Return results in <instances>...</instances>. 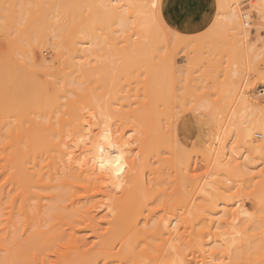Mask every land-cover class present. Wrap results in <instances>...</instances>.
<instances>
[{
	"label": "rangeland",
	"instance_id": "rangeland-1",
	"mask_svg": "<svg viewBox=\"0 0 264 264\" xmlns=\"http://www.w3.org/2000/svg\"><path fill=\"white\" fill-rule=\"evenodd\" d=\"M100 1L102 3L106 1L107 6L103 3L104 7L101 9ZM107 7L108 9L105 10ZM244 11L250 15V26H245L242 22L241 16ZM235 13L237 16H233ZM62 16H71L70 19L73 22L72 27L67 32L69 41L74 45L70 49L65 46L64 38L57 31L58 27H61L63 23ZM113 17L116 23L113 21ZM94 22L96 24H92ZM119 24L121 25L119 26ZM141 24L143 26L142 29L140 27ZM129 38L131 41H129ZM15 41L18 42L19 49L15 48ZM140 52L141 54L146 53L145 56L144 54L141 55ZM129 54L130 56H128ZM31 55L33 65L29 63ZM132 59H134L133 62ZM44 63L47 66H52L51 69L46 71L48 75H45L43 70L39 69L40 65ZM129 63L132 67L129 66ZM16 64H25L27 66L28 71L21 78H18L17 81L25 91H29L34 85L36 86V91L40 93V96L42 95L40 97L41 103L36 104V106L40 104L39 107L35 106L36 108H32L31 106L30 108L27 105V108L25 106L26 103H23V99H21L24 93L18 98L14 97L16 77L12 75L11 70ZM139 67L141 70L138 69ZM70 70H73L72 82L74 80V84L71 85L72 94L64 93L65 90H62L63 85L60 80V77L70 72ZM141 78L142 80H140ZM53 82L58 85L56 87L59 89L54 90ZM101 88L102 90H100ZM64 94L67 96H64ZM61 95L65 98H70L71 104L68 105V99L62 98ZM16 98L17 100L15 101ZM51 98L57 99V102L54 103L55 105H52ZM167 99L169 100L167 101ZM244 105L246 106L244 107ZM222 108L226 113L221 110ZM48 110H52V119L48 116ZM88 111L89 113H87ZM21 112L24 115L26 114L25 117ZM162 113L163 115H161ZM253 113L255 115L259 114L258 116L263 113L260 117L264 118V0H0V131H9L15 124L20 127H29L31 125L30 120H34L41 124L44 122L43 126L46 125L45 127L58 125L63 127L65 125L63 127L65 129L74 126L86 128L93 137L102 133L100 132L101 129H110L107 131L113 136L112 139L114 141L122 139V142L124 140L122 143L126 142L125 144L133 153H130L132 156L136 154L138 156L139 153V160L143 161L146 158L145 161L141 162L143 184L140 189V198L143 200L142 196L145 197L143 201L141 200L143 209L141 227L143 229L148 228L149 223L158 222L163 218L175 226L170 227L171 229L169 228V233L158 231L157 233L155 232L151 239H148L155 254L159 252L157 255L176 254L190 260L203 257L207 260L215 259V264H229V258H232V256L246 257L251 255L252 251L248 250L250 247H247L248 245L244 239H240L238 236L242 234L245 237L244 232L246 234L250 233L249 229H251L250 227L253 223L259 222L258 224L262 225L264 223V202L260 198V191H264V171H262L264 170V159H252L244 150H238L236 151L237 154L234 153L235 155H233L232 150L236 140L230 138V142L227 132H230L229 130H232V128L247 126V124L244 126V121H249L254 116ZM60 117L63 119L61 120ZM239 122H243L241 123L243 126ZM51 123L53 124L51 125ZM229 126H232V128ZM138 128H140L139 131ZM253 138L255 142H259L263 139V135L261 132L255 131L253 132ZM217 140H220V143ZM153 144L155 146L151 147ZM149 146L150 148H148ZM156 146H160L156 151L159 150L157 153H162V155H158L153 151ZM143 148L149 149L150 152L145 149L146 151L143 153ZM179 148H182V150L186 148L187 150H184L183 156L188 157L186 159L188 161L183 159V157V161L182 159V162L180 161L184 166L176 160L175 153ZM228 150L232 152H228ZM203 153H205V156ZM223 154L225 157H221ZM218 155L226 164L223 160H219ZM141 156L144 158L142 159ZM150 156H152L151 159ZM157 160L161 161L158 162ZM216 160L222 162V165L220 163L219 166ZM167 162L169 164L172 163L169 165ZM186 162L189 163V166ZM143 163H145V166H143ZM184 163L187 165L186 169H183V167L185 168ZM223 163L224 165L233 163L231 164L232 166L244 164L247 173L245 172L243 176L236 178L240 180L236 181L235 178H230L225 171H218L221 166H224ZM147 164L153 166L155 170L151 169ZM213 166L216 167L214 170ZM153 170L154 172L152 173ZM213 176L215 178L217 176L214 181ZM152 177L156 179L155 182ZM220 178L222 181L218 183L217 180H220ZM147 181L150 183L147 184ZM220 182H225L224 185H229L228 189L230 188L233 191L230 190L231 192L225 193L220 187ZM146 185L149 186L147 187ZM216 185L218 186L216 187ZM201 186H203V190ZM149 187H151L152 191ZM214 192L223 194V197L219 199L215 196L216 193L212 194ZM157 198H160V202ZM208 200L213 203L210 201L208 203ZM150 202L151 206L149 205ZM42 204H47V201H43ZM201 204H204L203 207H205L202 217L198 215L200 213L198 207H202ZM209 204L210 206L208 207ZM212 206L213 208H211ZM260 206L263 207H261L263 209L262 213ZM100 208L97 211L95 210L92 215L94 219L101 220L104 217L105 208L104 206H100ZM240 208H242L241 210L244 209V211H241ZM193 209H195L194 212L196 213L193 212ZM6 211H0V235H3L8 230L4 223L7 218ZM243 212L246 214H243ZM146 213L151 218H148ZM157 214L159 216L155 217ZM256 214L258 217H256ZM197 217L201 219L198 218L197 220ZM250 217L253 220L249 219ZM147 219L151 221L149 220L148 223ZM239 222L242 223L240 224ZM183 223L184 226L182 225ZM169 226H171L170 223ZM233 227L236 228L235 231L238 230V233L241 232L239 235L237 234L238 236L234 234ZM246 227H249V229H245ZM26 229L33 234L37 232L47 233L46 237L51 239L54 248L52 251L45 253V263L55 264L56 255L53 251L59 244L55 240L57 236L55 230L51 229L50 226H45L43 222L39 224V222L32 221L28 226H23L20 222H17L15 226L9 228V231L13 232L18 238L20 236L24 238ZM240 229L242 230L240 231ZM170 232L171 235H169ZM79 235L84 239L87 248H90L95 243L96 239L89 230H81ZM181 235L183 236L181 237ZM151 241H153L154 246ZM236 242H238L239 246ZM181 243L183 245H180ZM2 246L3 244L0 242V247ZM27 248L25 245V247L16 249L20 254L16 255L19 260L14 264H24V256L25 262L30 261L31 264H42L36 258V249L30 248L29 251L31 253L28 255L26 254ZM42 258L44 260L43 255Z\"/></svg>",
	"mask_w": 264,
	"mask_h": 264
},
{
	"label": "bare ground",
	"instance_id": "bare-ground-1",
	"mask_svg": "<svg viewBox=\"0 0 264 264\" xmlns=\"http://www.w3.org/2000/svg\"><path fill=\"white\" fill-rule=\"evenodd\" d=\"M102 1H104V0H102ZM100 3L101 4H99V5L101 6V9L104 7L103 6V3H105V6H107L106 1L103 2V3L100 1ZM106 9H108V7L105 8V10ZM233 16H237L236 13L233 14ZM93 17H95V16H93ZM96 17H98V16H96ZM150 17H152V16H150ZM70 18H71V16H62L61 19L63 21L62 20L61 21L63 23L61 24V27L60 26L59 27L56 26V27H58L57 31H59V34L64 38V44H65V46L67 48H69V49L74 46L73 43L69 41V36L67 34L68 30L70 29V27H72V24H73L72 19H70ZM139 18H140V16H139ZM95 20H97V19H95ZM113 21H115L114 20V17H113ZM115 23H116V21H115ZM125 23H126V21H125ZM92 24H96V23L94 22ZM120 25L121 24H119V26ZM125 25H127V24H125ZM237 25H239V24H237ZM140 27L142 29V27H143L142 24H141ZM148 27H149V25H148ZM151 28H152V26H151ZM238 28H240V27H238ZM136 29H137V27H136ZM55 30H56V28H55ZM133 31H135V30H133ZM87 34H88V32H87ZM150 34H149V36L151 37ZM134 36H135V34H134ZM130 38H129V41H131ZM142 39H144V38H142ZM80 44H78V45H80ZM140 45H142V44H140ZM14 46H15L16 49H19L18 48L19 47L18 42L15 41L14 42ZM55 47L57 48L56 45H55ZM137 47H138V45H137ZM130 48H131V45H130ZM90 50H92V49H90ZM132 50L134 51V49H132ZM154 50H156V49H154ZM134 53H136V52H134ZM140 54H141V52H140ZM143 54L145 56L146 53H143ZM143 54H141V55H143ZM128 56H130V54ZM133 60L134 59H132V62H133ZM29 63L32 64V65L34 64L33 63V59H32V55L29 57ZM129 66L132 67L130 63H129ZM51 67L52 66H47L44 63V64L40 65V68L39 69L40 70L42 69L43 70V73L45 75H48V73L46 71H48L49 69H51ZM138 69H140V67ZM27 71H28V68H27V66L25 64L24 65L16 64L15 66L12 67V70H11L12 75H14L16 77V81H15L16 83H15V87H14L15 90L13 89L14 90V93L13 94H15L14 97H17L18 98V96H20L22 93H24V96H22L21 99H23V103H26L25 106L27 107V105H28V106H30V108H31V106H32V108H36V107H39L40 106V104L38 106H36V104L37 103H41L40 97H42V95L40 96V93L36 91V86L34 85V87L33 88L31 87L29 89V91L28 90L25 91V89H22L20 87V85L18 84V81H17L18 78H21V76L23 74H25ZM126 71H127V69H126ZM72 74H73V70H70V72L63 74L62 77H60L61 83L63 85V88L62 87L61 88H62V90H65L64 93H66V92L69 93V94H72L73 93V90L71 88V85L74 84L73 83L74 80L72 82V77H73ZM103 76H104V74H103ZM147 77H148V75H147ZM100 79H101V77H100ZM140 80H142V78ZM54 82L52 83L54 90L59 89L58 87H56L58 85H56ZM58 83H59V81H58ZM123 84H125V83H123ZM137 85H139V84H137ZM143 85H144V83H143ZM148 85H149V83H148ZM153 89H154V87H153ZM100 90H102V88ZM118 90H119V88H118ZM142 92H144V91H142ZM164 92H162V93H164ZM216 92H217V90H216ZM218 92H219V90H218ZM226 92H227V90H226ZM61 93H63V92H61ZM74 93H75V91H74ZM129 93H131V92H129ZM164 94H166V93H164ZM214 94H215V92H214ZM65 95L66 94H64V96ZM134 95H136V94H134ZM147 95H148V93H147ZM64 96H62V98H65ZM227 97L229 98V96H227ZM17 98L15 99V101L17 100ZM65 99L67 100L68 98H65ZM69 99L67 101L68 105L71 104V102L69 101ZM138 99H139V97H138ZM151 99H152V97H151ZM153 100L155 101V99H153ZM168 100L169 99H167V101ZM184 100H186V99H184ZM243 100H244V97H243ZM127 101H128V99H127ZM130 101H131V103H133L132 100H130ZM51 102H52V105H55L54 103L57 102V99L51 98ZM85 102H84V104H85ZM245 106L246 105H244V107ZM70 107H72V105H70ZM89 107H90V104H89ZM160 107H162V106H160ZM216 107H217V105H216ZM92 108H93V106H92ZM97 108H100V107H97ZM169 108H171V107H169ZM184 108H186V107H184ZM248 108H249V106H248ZM199 109H200V107H199ZM91 110H93V109H91ZM221 110L223 112H225L223 110V108ZM50 111H51V115H50ZM50 111H49V115L48 116H50V119H52L53 118L52 117V115H53L52 114V110H50ZM149 111H150V109H149ZM216 111H217V109H216ZM243 111H245V110H243ZM160 112H162V111H160ZM87 113H89V111ZM101 113H102V111H101ZM218 113H220V112H218ZM21 114H23V113L21 112ZM256 114H258V113H256ZM262 114L263 113H260V116H262ZM25 115H24V117H25ZM161 115H163V113ZM253 115L254 116L249 121H247V122L244 121V126H245V124H247V126H245V127L232 128V126H229V127L232 128V130H229L230 132H227L228 133V138L229 139L231 138L233 140H236V142H234L235 143V146H234L233 150L231 149L233 151V155L237 154L236 151H238V150H244V152H246L249 156H251L252 159H264V118L258 116L259 114L258 115H255V113H253ZM71 116H74V115H71ZM216 116H217V114H216ZM231 116H232V114H231ZM24 117H23V119L25 120ZM83 117H84V115H83ZM159 117L161 119V116L160 115H159ZM224 117H225V115H224ZM239 117H240V115H239ZM120 118H122V117H120ZM60 119H61V117H60ZM102 119H103V117H102ZM233 119H234V116H233ZM88 120H89V118H88ZM30 121H31L30 122L31 125H29V127H20V126H17L15 124V126L12 127V128H10L9 131H0V211L3 212L5 210H7L6 211L7 218L4 220V223L6 224L5 227L7 226V229H8L6 232L3 233V235H0V242H1V244H3V246L0 247V264H14L17 260H19V258H17L16 255L20 254L18 251H16V249L25 247V245H26V247H28L26 254L29 255V253H31V251H29L30 248L31 249H34L35 248L36 251H37L36 258H38L41 261L42 264H46L45 263V256H46L45 253L47 251H49V252L52 251L53 248H54V246H52L51 239L49 237H46V234L47 233H45V232H42V233L41 232H37V233L33 234V233H29L28 230L26 229V234H24L25 237L23 238V236H20L18 238V237H16V235L13 232H10L9 231V228L11 226H15L17 224V222H20L21 225H23V226L24 225L28 226L32 221H35L36 223L39 222V224H41V222H43V224L45 226H50L51 229L55 230V232L57 233V236L55 237V240L58 241L59 244L57 245V247L53 251V253L56 255L55 264H215V259L214 260L213 259L207 260L206 258H203V257L201 258L200 257L198 259L197 258L196 259L193 258V260H190V259H187V258H185L183 256L176 255V254L175 255H173V254L172 255H167V256H162L161 254L160 255H157V254H159V252L155 254L154 250L150 246V241H148V239L149 238L151 239V237H153V235L155 234V232L157 233L158 231L159 232H162V233H164V232L167 233L168 230H169V228L172 227V226H174V224L171 223V222H169L168 220H166L164 218L161 219V220H159L158 222H155V221L153 223L151 222L152 223L151 224V223H149V220L150 219L149 220L147 219L148 220V223L150 224V225H148L149 227L147 225L146 226L148 228H144L143 229V227H141V220H142V216H143L142 215L143 214V211H142L143 209L141 207V200L142 199L140 198V189H141V186L143 184L142 183L143 182L142 181L143 179L141 178V169H143V167L141 168V162L145 161L146 158L143 159L144 157L141 156L142 159H143V161L142 160H139V153H138V156H137V154L132 156L133 153H132V151H130L131 149L128 148L127 145L125 144L126 142L125 143H122L124 140L121 142L122 139L120 141H114L112 139L113 136H111L110 133L107 131V130H110V129H107V130H105V129L102 130L101 129L100 132H102V133H100L99 135L97 134L98 136L95 135L96 137H93V136H91L90 132L86 128L84 129V128H81V127H78V126L77 127L74 126V127H71V128L67 127V129H65V128H63L65 125L63 127L61 125H58V126H54L53 125L54 127H57V128H54V127H51V126L45 127L46 125L43 126L44 122H42V121H41L42 124L40 122H37V121H34V120H30ZM48 121H49V119H48ZM162 121H163V119H162ZM234 121L236 122V120H234ZM23 123H24V121H23ZM239 123L241 124L243 122H239ZM25 124H26V122H25ZM48 124L50 125V123H48ZM52 124L53 123H51V125ZM54 124H55V122H54ZM108 124H110V123H108ZM165 124H166V122H165ZM234 124H236V123H234ZM234 124H233V126H234ZM26 125H28V124H26ZM241 125L243 126V124H241ZM135 126H137V125H135ZM58 127H60V128H58ZM162 127L164 128V126H162ZM219 127H221V126H219ZM139 129L140 128H138V131H139ZM255 131L256 132L259 131L263 135V139L261 141H259V142H255L253 140L254 139L253 138V132H255ZM170 135H171V133H170ZM163 136H164V132H163ZM224 138H226V137H224ZM231 139H230V142H231ZM248 140H249V142H248ZM217 141L219 142L220 140H217ZM211 145H213V144H211ZM220 145H223V144H220ZM128 146H130V145H128ZM152 146H155V145L153 144V145H151V147ZM172 146H173V144H172ZM136 148H138V147H136ZM148 148H150V146ZM158 148H160V146L159 147L156 146V148L153 151L157 153L159 151V150L156 151ZM145 149H147V148H145ZM145 149H144L143 153H145V151H146ZM224 149H225V147H224ZM226 149H227V147H226ZM147 150H148V152H150L149 149H147ZM184 150L187 151L186 148H184L183 150H182V148H179V150H177V151L175 149V151H176V153H175L176 160L178 161L179 164H181L180 161H181L182 157L185 160L188 158V157H184L183 156ZM210 150L212 151V149H210ZM231 150H228V152L231 151ZM140 151H142V149H140ZM153 151H151V153L153 155H155V153ZM219 151H220V148H219ZM135 152H139V151H135ZM130 153H132V154H130ZM140 153H142V152H140ZM151 153L150 154L148 153V154L149 155H152ZM171 153H173V152H171ZM160 154L162 155V153H159L158 155H160ZM164 154H166V153H164ZM219 154H220V152H219ZM203 155L205 156V153H203ZM220 155H222V154H220ZM220 155H218L219 156V160H221ZM225 155H226V153H225ZM225 155L223 154V156H221V157H225ZM214 156H215V154H214ZM146 157H147V155H146ZM151 157L152 156H150V159H151ZM206 157H207V155H206ZM230 158H232V157H230ZM171 159H172V156H171ZM183 159H182V161H183ZM154 160H156V159H154ZM230 160H232V159H230ZM159 161H161V160H159ZM186 161H188V160H186ZM216 161H217L218 165L220 163L222 165V162H219L218 160H216ZM147 162H148V160H147ZM223 162L225 163L224 160H223ZM231 162H233V161H231ZM234 162H235V160H234ZM164 163H166V162H164ZM171 163L170 164L168 163V164L171 165ZM187 163L188 162H186V164ZM224 163H223V165H224ZM186 164H185V168L183 167L184 165L181 164V165H183L182 166L183 169H186V166H187ZM231 164H233V163H231ZM231 164H227V165L221 166L219 169L218 168L217 169H218V171L219 170L225 171L226 174L230 178H232V179L233 178L236 179V178H239V177H241V176L244 175V173L246 172V168H245L244 164H240L239 163L240 165H235V166H232ZM147 165L150 166V164H147ZM210 165H212V164H210ZM143 166H145V163H143ZM163 166H165V165H163ZM188 166H189V163H188ZM144 168L147 170L146 167H144ZM150 168L151 169H154L153 166H150ZM214 168H216V167L213 166V170H214ZM144 170H142V171H144ZM154 170L152 171V173L154 172ZM209 171H210V169H209ZM262 171H264V170H262ZM149 172H151V171H149ZM187 175H189V174H187ZM216 175H217V173H216ZM159 176H160V174H159ZM219 176H220V174H219ZM221 176H223V175H221ZM216 178H217V176H216ZM216 178L215 177H214V179L212 178L213 181L216 180ZM152 179H153V177H152ZM153 180L155 182L156 179H153ZM238 180L239 179H236V181H238ZM248 180H249V178H248ZM252 180H254V179H252ZM217 181L219 183V181H222V179L220 178V180H217ZM245 181H247V180L245 179ZM148 183H150V182L147 181V184ZM220 183H221L220 184L221 186L220 185L219 186L223 189V191L225 193L226 192H229L230 190H232L230 188L228 189V187H230L229 185L228 186L224 185L225 182L224 183L223 182H220ZM236 183H238V182H236ZM242 183H243V181H242ZM163 184H162V186H163ZM213 184H215V182H213ZM204 185H206V184H204ZM166 186H167V184H166ZM217 186L218 185H216V187ZM232 186H233V183H232ZM202 187L203 186H201V188ZM206 187H209V186H206ZM149 188L151 189V187H149ZM158 188H160V187H158ZM209 188H211V187H209ZM153 189H156V188H153ZM216 189H218V188H216ZM202 190H203V188H202ZM202 190H201V192H202ZM240 190H241V188H240ZM151 191H152V189H151ZM218 191H219V189H218ZM261 191H260V193H261L260 198L264 202V194L262 195V193H264V191L263 190H261ZM217 192H214L212 194H215L216 193L215 196H217L219 199H221L220 197H223V194L217 193ZM205 193H206V191H205ZM260 193H259V195H260ZM160 194H162V193H160ZM160 194H159V196H160ZM210 194H211V192H210ZM205 196H208V195H205ZM142 197L145 199L144 196H142ZM155 197H157V196H155ZM160 198H161V196H160ZM160 198H157V200L159 201ZM219 199H216V200H219ZM154 200H155V198H154ZM210 200H211V197H210ZM210 200H208V203H209ZM43 201H47V204H42ZM240 201H238V202H240ZM153 202H155V201H153ZM205 202H206V200H205ZM211 203H213V202H211ZM150 204H151V202L149 203V205ZM226 204H228V203H226ZM261 204H262V202H261ZM100 206H104V208H105V215H104V217L101 220H99L97 218L94 219L92 217V215L94 214L95 210L97 211V209L100 208ZM144 206H145V208H147L146 205H144ZM159 206H161V205H159ZM201 206L202 207H200V208L197 206L198 209H199V212H200V213L198 212L199 214L198 213L197 214L202 217L203 212H204L203 209L205 207H203L204 204L203 205L201 204ZM209 206H210V204L208 205V207ZM213 206H214V204H213ZM213 206L211 208H213ZM152 207H153V205H152ZM261 207L262 206H260V209H261ZM198 209L196 208L197 211H198ZM241 209L242 208H240V210ZM194 210L195 209H193V212H194ZM209 210H208V212H209ZM145 211H144V213H145ZM224 211H225V209H224ZM241 211H244V209L241 210ZM257 211H258V209H257ZM262 212H263V209H261V213ZM157 213H159V212H157ZM194 213H196V212H194ZM146 214H148V213H146ZM243 214H246V213L243 212ZM261 215H263V214H261ZM157 216H159V215L157 214L155 217H157ZM149 217L150 216L148 214V218ZM256 217H258L257 214H256ZM104 218H105V220H103ZM194 218H196V217H194ZM198 218L201 219L200 217H197V220H198ZM210 218H212V217H210ZM249 219H252L253 220V218H251V217ZM191 222H192V220H191ZM201 222H203V221H201ZM260 222H262V221H260ZM169 223L171 224V226H169ZM197 223H198V221H197ZM258 223H253L251 225V227H250L251 229H249V227L248 228L247 227L245 228V229H249V231H250V233H247V234H246V232H244L245 233V237L242 236V234L239 235L241 232L238 233V230L235 231L236 228L233 227L234 234H236V236L239 235L238 237L240 239H244V241L248 245L247 247H250V248H248V250L249 251H252V253H251V255L246 256V257H240V256L237 255V256H234V257L232 256V258H231L229 256L230 257L229 258L230 259L229 260V264H264V223L262 222L263 225L262 224H258ZM182 225L184 226V223ZM237 226H238V224H237ZM5 227H4V231H5ZM176 228H177V226H176ZM81 230H89L93 234L94 238L96 239L95 240V243L90 248H87L86 247L87 244H85L84 239L82 237H80L79 234H80V231ZM241 230L242 229H240V231ZM249 231H247V232H249ZM217 232H219V231H217ZM179 233H180V231H179ZM242 233H243V231H242ZM197 234H198V231H197ZM169 235H171V232H170ZM182 236L183 235H181V237ZM198 236H200V235H198ZM233 237H234V235H233ZM220 238H222V237H220ZM151 242H152V245H153V241H151ZM207 242H208V240H207ZM154 243L156 244V242H154ZM211 243H213V242H211ZM170 244H172V243H170ZM236 244L238 245V242H236ZM180 245H183V244L181 243ZM201 245H202V243H201ZM217 245H219V244L217 243ZM198 246H200V245H198ZM178 247H180V246H178ZM234 250H235V248H234ZM237 252H238V250H237ZM246 252H248V251H246ZM230 253H232V252H230ZM235 253H236V251H235ZM42 255L44 256V260L42 258ZM185 255H186V253H185ZM213 255H214V257H216L214 253H213ZM205 257H207V256H205ZM217 260H218V258H217ZM24 264H31L30 261L25 262V256H24ZM216 264H218V263H216Z\"/></svg>",
	"mask_w": 264,
	"mask_h": 264
},
{
	"label": "built area",
	"instance_id": "built-area-1",
	"mask_svg": "<svg viewBox=\"0 0 264 264\" xmlns=\"http://www.w3.org/2000/svg\"><path fill=\"white\" fill-rule=\"evenodd\" d=\"M242 22L245 26H250L251 24V19H250V15H248V13H246L245 11L242 13Z\"/></svg>",
	"mask_w": 264,
	"mask_h": 264
}]
</instances>
